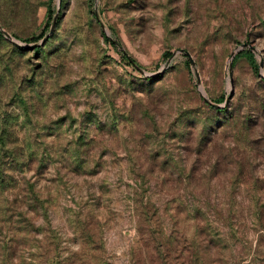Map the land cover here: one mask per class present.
Returning a JSON list of instances; mask_svg holds the SVG:
<instances>
[{
    "label": "rangeland",
    "instance_id": "374dc122",
    "mask_svg": "<svg viewBox=\"0 0 264 264\" xmlns=\"http://www.w3.org/2000/svg\"><path fill=\"white\" fill-rule=\"evenodd\" d=\"M0 31V264H264V0H0Z\"/></svg>",
    "mask_w": 264,
    "mask_h": 264
},
{
    "label": "water",
    "instance_id": "95a60500",
    "mask_svg": "<svg viewBox=\"0 0 264 264\" xmlns=\"http://www.w3.org/2000/svg\"><path fill=\"white\" fill-rule=\"evenodd\" d=\"M55 23H56V14H54L53 17H52V19H51V23H50V26H49V28H48L47 33L44 34V35L40 38L39 42H35V43L30 44V45H27V47L32 48V47H36V46H40V45H42V44L48 39L49 35L52 33V30L54 29ZM0 32H1V34H3L4 36H7V33H6V32H4V31H0ZM11 41H13V40H11ZM183 54L186 56V59H187L189 65L192 66V65H193V60L191 59V57L189 56V54H188L186 51H183ZM232 56H233V53H231V55H230V57H229V61H230V59H231ZM229 63H230V62H228V67L230 66ZM257 75H258L259 77H261V78L264 80V75L261 74L259 71L257 72ZM206 102H207L208 104H210L211 106H213V107H219L218 105L213 104V103H211V102L208 101V100H206ZM223 102H225V100H224Z\"/></svg>",
    "mask_w": 264,
    "mask_h": 264
},
{
    "label": "trees",
    "instance_id": "16d2710c",
    "mask_svg": "<svg viewBox=\"0 0 264 264\" xmlns=\"http://www.w3.org/2000/svg\"><path fill=\"white\" fill-rule=\"evenodd\" d=\"M53 13L52 12H50V15H52ZM43 36V35H42ZM41 36V34L38 36V37H42ZM28 41H30L29 39H27V38H25V39H23V42H28ZM33 41V40H32ZM164 56H166V58H169L170 57V53H166V54H164ZM249 60H250V62H251V59H250V57H249ZM130 63L133 65V63L130 61Z\"/></svg>",
    "mask_w": 264,
    "mask_h": 264
}]
</instances>
